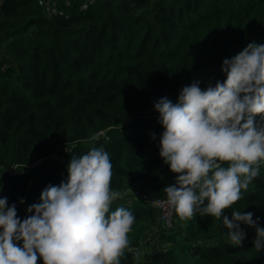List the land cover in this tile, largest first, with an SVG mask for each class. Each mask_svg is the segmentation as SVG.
Returning a JSON list of instances; mask_svg holds the SVG:
<instances>
[{"label":"trees","instance_id":"trees-1","mask_svg":"<svg viewBox=\"0 0 264 264\" xmlns=\"http://www.w3.org/2000/svg\"><path fill=\"white\" fill-rule=\"evenodd\" d=\"M253 41L264 44V0H0V197L23 220L46 186L66 181L72 156L103 147L110 188L124 193L106 215L125 207L135 216L120 264H264L254 228L242 224L246 238L233 247L222 218L176 212L167 228L132 193L167 198L175 181L159 155L154 102H177L194 81L223 82V60ZM233 210L264 227V161L223 212L231 219ZM156 226L162 245L143 260Z\"/></svg>","mask_w":264,"mask_h":264},{"label":"clouds","instance_id":"clouds-1","mask_svg":"<svg viewBox=\"0 0 264 264\" xmlns=\"http://www.w3.org/2000/svg\"><path fill=\"white\" fill-rule=\"evenodd\" d=\"M221 70L223 82L202 89L194 81L180 90L177 102L168 96L154 102L164 128L159 155L176 174L163 190L183 219L196 213L222 218L233 247L246 238L242 224L254 228L259 252L264 249L259 217L233 210L230 219L223 210L241 199V189L259 176L264 161V44L248 43L224 59ZM112 167L103 147L72 156L66 181L46 186L23 220L16 205L0 197V264H37L38 256L43 264H120L135 216L125 207L106 215L124 196L110 188Z\"/></svg>","mask_w":264,"mask_h":264},{"label":"built area","instance_id":"built-area-1","mask_svg":"<svg viewBox=\"0 0 264 264\" xmlns=\"http://www.w3.org/2000/svg\"><path fill=\"white\" fill-rule=\"evenodd\" d=\"M84 7H87V3L84 5ZM157 118H159V113L157 114ZM141 190H133L132 193L137 197H141L145 201L148 202V204L154 206L158 210V217L161 222V224L167 228H171L174 223L175 219V209L173 206H170L167 202V198H150L146 194H142Z\"/></svg>","mask_w":264,"mask_h":264},{"label":"rangeland","instance_id":"rangeland-1","mask_svg":"<svg viewBox=\"0 0 264 264\" xmlns=\"http://www.w3.org/2000/svg\"><path fill=\"white\" fill-rule=\"evenodd\" d=\"M158 229V227H154L150 234L145 238V242L143 243V245L140 247V251H141V258L143 260H148L150 259V253L155 250L153 248H158L160 247V240L159 237L157 236V234L155 232H157L156 230Z\"/></svg>","mask_w":264,"mask_h":264},{"label":"water","instance_id":"water-1","mask_svg":"<svg viewBox=\"0 0 264 264\" xmlns=\"http://www.w3.org/2000/svg\"><path fill=\"white\" fill-rule=\"evenodd\" d=\"M41 3H43L44 2V0H39Z\"/></svg>","mask_w":264,"mask_h":264}]
</instances>
